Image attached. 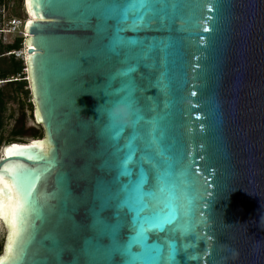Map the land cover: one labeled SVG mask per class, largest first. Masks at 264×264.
<instances>
[{"label": "water", "instance_id": "95a60500", "mask_svg": "<svg viewBox=\"0 0 264 264\" xmlns=\"http://www.w3.org/2000/svg\"><path fill=\"white\" fill-rule=\"evenodd\" d=\"M23 9L43 137L0 147V264H264V0Z\"/></svg>", "mask_w": 264, "mask_h": 264}, {"label": "trees", "instance_id": "16d2710c", "mask_svg": "<svg viewBox=\"0 0 264 264\" xmlns=\"http://www.w3.org/2000/svg\"><path fill=\"white\" fill-rule=\"evenodd\" d=\"M7 0H0V4L3 5ZM23 47V39L16 38L13 43L10 45H4L0 39V81H8L3 87H0V135L3 131L5 125V112L7 110V104L10 101H16L19 99L20 95L24 96V100L27 101L28 107L30 111L32 110L31 104V96L30 91L27 88L28 83L25 80H14L18 78L23 79L24 75L22 74V70L24 69L23 61L16 59L13 55H6L12 51H20ZM19 101V100H18ZM23 104V103H22ZM23 115V114H22ZM12 117V115H11ZM23 119V118H22ZM16 123L21 124L19 127L18 124L13 127L10 132L9 141L10 143H20L21 138L24 136V128L25 123L24 120H16ZM42 129H33L31 131L32 139H40L42 138ZM1 253V248H0Z\"/></svg>", "mask_w": 264, "mask_h": 264}, {"label": "rangeland", "instance_id": "374dc122", "mask_svg": "<svg viewBox=\"0 0 264 264\" xmlns=\"http://www.w3.org/2000/svg\"><path fill=\"white\" fill-rule=\"evenodd\" d=\"M21 21L25 23L27 18L23 9V0H7L5 4H0V39L4 45H10L16 39L17 33L10 31L7 27L11 20ZM3 87V86H0ZM29 89V87H27ZM19 100V101H18ZM23 103V104H22ZM28 102L24 100V96L20 95L16 101H10L7 104V110L5 112V125L0 135V147L3 144H7L10 137V132L17 124L19 127L22 125L16 123V120H24L25 130L24 136L21 138L20 143H27L31 140V131L33 129H39L40 126L35 125L33 120V107L30 111ZM23 114V115H22ZM12 115V117H11ZM23 118V119H22ZM43 137V133H42ZM19 143V142H18ZM3 234L0 232V248L2 249Z\"/></svg>", "mask_w": 264, "mask_h": 264}, {"label": "built area", "instance_id": "2783aa9c", "mask_svg": "<svg viewBox=\"0 0 264 264\" xmlns=\"http://www.w3.org/2000/svg\"><path fill=\"white\" fill-rule=\"evenodd\" d=\"M7 27L10 29V31L17 33L18 38H22L23 39V47L20 51H12L6 55H13L16 59H19L21 61H23L24 64V69L22 70V74L24 75L23 79H13L14 80H25L27 81V69L25 66V58L27 56V48L24 46V41L25 39L28 37V35L26 33H24V23H22L21 21H17V20H11L9 21ZM6 82L8 81H0V86H3Z\"/></svg>", "mask_w": 264, "mask_h": 264}, {"label": "clouds", "instance_id": "9594fccd", "mask_svg": "<svg viewBox=\"0 0 264 264\" xmlns=\"http://www.w3.org/2000/svg\"><path fill=\"white\" fill-rule=\"evenodd\" d=\"M109 118L114 120L122 119L123 117V108L121 106H116L111 109L108 113Z\"/></svg>", "mask_w": 264, "mask_h": 264}, {"label": "snow or ice", "instance_id": "6c2138e0", "mask_svg": "<svg viewBox=\"0 0 264 264\" xmlns=\"http://www.w3.org/2000/svg\"><path fill=\"white\" fill-rule=\"evenodd\" d=\"M13 147H16V146H13ZM9 151H10V150H9ZM2 197H3V191L0 190V214H2V212H3V207H4ZM17 203H18V201H17Z\"/></svg>", "mask_w": 264, "mask_h": 264}, {"label": "bare ground", "instance_id": "6f19581e", "mask_svg": "<svg viewBox=\"0 0 264 264\" xmlns=\"http://www.w3.org/2000/svg\"><path fill=\"white\" fill-rule=\"evenodd\" d=\"M2 219H3V221H5L6 220V218L5 217H2V216H0Z\"/></svg>", "mask_w": 264, "mask_h": 264}]
</instances>
